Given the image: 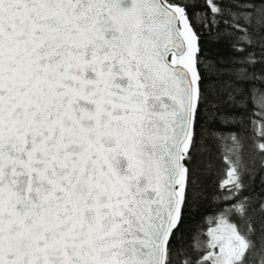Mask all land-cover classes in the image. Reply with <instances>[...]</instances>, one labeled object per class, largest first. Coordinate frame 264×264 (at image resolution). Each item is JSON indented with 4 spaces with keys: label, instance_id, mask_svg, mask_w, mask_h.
<instances>
[{
    "label": "snow or ice",
    "instance_id": "obj_1",
    "mask_svg": "<svg viewBox=\"0 0 264 264\" xmlns=\"http://www.w3.org/2000/svg\"><path fill=\"white\" fill-rule=\"evenodd\" d=\"M0 264H264V0H0Z\"/></svg>",
    "mask_w": 264,
    "mask_h": 264
}]
</instances>
